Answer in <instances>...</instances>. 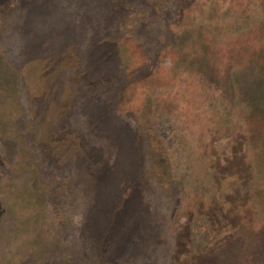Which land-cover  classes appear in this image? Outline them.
I'll use <instances>...</instances> for the list:
<instances>
[{"label": "rangeland", "instance_id": "obj_1", "mask_svg": "<svg viewBox=\"0 0 264 264\" xmlns=\"http://www.w3.org/2000/svg\"><path fill=\"white\" fill-rule=\"evenodd\" d=\"M0 264H264V0H0Z\"/></svg>", "mask_w": 264, "mask_h": 264}]
</instances>
